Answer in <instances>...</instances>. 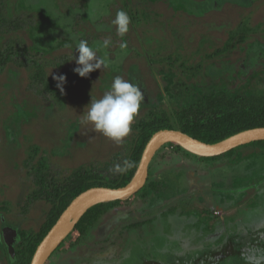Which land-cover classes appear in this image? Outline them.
Here are the masks:
<instances>
[{"label":"rangeland","instance_id":"rangeland-1","mask_svg":"<svg viewBox=\"0 0 264 264\" xmlns=\"http://www.w3.org/2000/svg\"><path fill=\"white\" fill-rule=\"evenodd\" d=\"M119 10L130 17L123 37L112 24ZM81 39L108 65L87 78L70 61ZM8 52L0 60V264H16L21 231L37 233L46 219L45 202L26 205L40 160L60 179L113 167L130 156L150 109L170 113L214 89L264 95V0H0V55ZM60 74L63 94L52 78ZM115 76L144 95L119 144L82 123ZM150 183L159 190L132 196L84 234L71 231L46 264H189L208 245L235 241L225 236L264 227L259 146L201 159L168 143L150 164ZM232 254L225 261L242 259Z\"/></svg>","mask_w":264,"mask_h":264},{"label":"trees","instance_id":"trees-1","mask_svg":"<svg viewBox=\"0 0 264 264\" xmlns=\"http://www.w3.org/2000/svg\"><path fill=\"white\" fill-rule=\"evenodd\" d=\"M10 54L11 52L1 54L0 60L7 59ZM257 126H264V95L246 93L232 95L227 89H214L203 93L191 104L172 110L170 113L165 110L150 109L139 123L140 131L134 140L130 156L119 163L121 165L124 161L132 163V167L124 173L111 171L113 165L104 169H79L60 179L58 172L53 170L48 162L40 160L32 175L34 189L28 193L26 205L30 207L36 202H45L48 205L47 216L37 233L28 234L26 231H21L16 264H31L41 240L70 202L82 191L93 186L121 187L129 183L138 169L147 142L156 131L164 128L180 129L205 142L215 143L237 132ZM169 144L177 150L193 154L176 143ZM249 144L264 149V140ZM237 148L225 154L231 155ZM199 157L213 159L217 156ZM149 187L155 191L159 190L155 183H150L135 195L146 194ZM127 201L128 199L115 200L90 207L76 224L74 231L84 234L88 226L114 207Z\"/></svg>","mask_w":264,"mask_h":264},{"label":"water","instance_id":"water-1","mask_svg":"<svg viewBox=\"0 0 264 264\" xmlns=\"http://www.w3.org/2000/svg\"><path fill=\"white\" fill-rule=\"evenodd\" d=\"M259 140H264V126L242 130L215 143L205 142L180 129L164 128L156 131L147 142L131 181L121 187L93 186L78 194L41 240L31 264H46L90 207L98 203L129 199L142 189L148 180L150 164L164 145L176 143L195 155L213 157ZM11 252L14 257V252Z\"/></svg>","mask_w":264,"mask_h":264},{"label":"clouds","instance_id":"clouds-1","mask_svg":"<svg viewBox=\"0 0 264 264\" xmlns=\"http://www.w3.org/2000/svg\"><path fill=\"white\" fill-rule=\"evenodd\" d=\"M112 24L116 28L117 35L123 37L129 31L130 17L124 10L116 13ZM110 38L102 41V46L107 49L111 46ZM98 49L91 47L87 40L81 39L76 45L73 58L76 67L73 72L81 78H87L90 73L96 70L107 68V62L104 58L98 56ZM78 53V55H75ZM56 81V87L60 93L65 91L66 76L63 74L53 75ZM144 95L140 88L121 76H115L109 86V89L99 99H91L86 106L87 112L84 114L82 123H90L95 131L103 134L105 137L116 143H122L132 128L134 118L139 112ZM132 163L124 161L123 165L116 164L111 171L115 173H124ZM264 224V221L260 222ZM246 264H264V253L255 248L246 249L243 253Z\"/></svg>","mask_w":264,"mask_h":264},{"label":"flooded vegetation","instance_id":"flooded-vegetation-1","mask_svg":"<svg viewBox=\"0 0 264 264\" xmlns=\"http://www.w3.org/2000/svg\"><path fill=\"white\" fill-rule=\"evenodd\" d=\"M258 215V214H256ZM255 216V215H254ZM253 216V219H255ZM259 217V216H257ZM256 217V218H257ZM262 218V216H260ZM264 218V215H263ZM259 219V218H258ZM264 226V225H263ZM226 238L235 240L231 241H226L224 245L223 243H217V246H219V249H214L213 244H210L207 246V248H204L205 250V255L203 258L199 259V256L192 255V258L188 262L189 264H246L243 258V253L246 249L249 248H255L259 252L264 253V227L258 232L250 231V232H243L239 231L238 233H235L234 236H225ZM231 244L232 247L229 245ZM224 246V247H223ZM231 247V248H230ZM262 247V248H261ZM225 248V249H224ZM233 250L241 251L242 256L241 258L243 259H233L232 261H225L229 257L235 256L234 254L230 255V253Z\"/></svg>","mask_w":264,"mask_h":264}]
</instances>
